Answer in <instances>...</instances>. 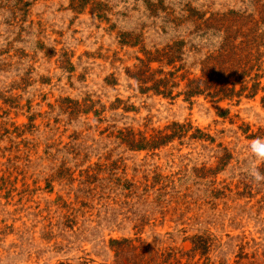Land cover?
Returning <instances> with one entry per match:
<instances>
[{
    "label": "rangeland",
    "instance_id": "374dc122",
    "mask_svg": "<svg viewBox=\"0 0 264 264\" xmlns=\"http://www.w3.org/2000/svg\"><path fill=\"white\" fill-rule=\"evenodd\" d=\"M242 12L264 37V0H0V264H264V89L170 99L129 75L176 39L190 66ZM172 122L183 141L118 137Z\"/></svg>",
    "mask_w": 264,
    "mask_h": 264
},
{
    "label": "trees",
    "instance_id": "16d2710c",
    "mask_svg": "<svg viewBox=\"0 0 264 264\" xmlns=\"http://www.w3.org/2000/svg\"><path fill=\"white\" fill-rule=\"evenodd\" d=\"M219 20L228 22L227 25L224 22L220 24L222 36L219 45L202 54L198 51L200 58L191 62L190 66L187 65L188 54L185 53L184 40L176 39L153 49H139L143 56L136 57L135 70L129 74L135 79L138 90L142 93L150 91L170 99L183 94L185 100L203 95L215 102L234 98L239 102L243 96L254 97L260 89H264L261 86V79L264 78V37L258 32L259 21L250 19L243 12ZM199 26L206 31L214 27L207 23ZM154 63L156 66H153ZM191 67L197 71L194 72ZM181 83L182 89L175 92ZM261 100L264 105V96ZM94 103L91 101V105L84 111H93L99 116L103 107L100 110L93 109ZM192 128L190 122H172L149 136L140 131L135 133L121 130L118 137L132 149L153 150L174 139L183 141ZM188 137L200 139L195 133ZM199 240L194 241L191 251L204 249L201 252L204 254L210 242L203 238Z\"/></svg>",
    "mask_w": 264,
    "mask_h": 264
},
{
    "label": "clouds",
    "instance_id": "9594fccd",
    "mask_svg": "<svg viewBox=\"0 0 264 264\" xmlns=\"http://www.w3.org/2000/svg\"><path fill=\"white\" fill-rule=\"evenodd\" d=\"M251 150L258 156V158L264 159V142L259 139H254L251 142Z\"/></svg>",
    "mask_w": 264,
    "mask_h": 264
}]
</instances>
